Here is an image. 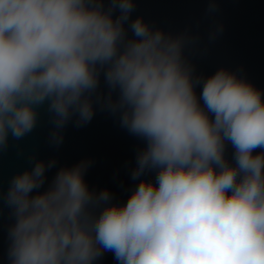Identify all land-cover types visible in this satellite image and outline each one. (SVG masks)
I'll return each mask as SVG.
<instances>
[{"label": "clouds", "instance_id": "obj_1", "mask_svg": "<svg viewBox=\"0 0 264 264\" xmlns=\"http://www.w3.org/2000/svg\"><path fill=\"white\" fill-rule=\"evenodd\" d=\"M136 8L0 0V154L15 146L23 155L18 142L41 109L55 148L70 123L86 126L97 110L144 142L125 202L89 187L91 159L47 182L57 159L29 155L32 166L0 188L8 264H96L105 252L118 264H264V90L243 66L197 71L195 53L222 23L201 46L191 25L165 30L133 19ZM218 11L209 0L206 15Z\"/></svg>", "mask_w": 264, "mask_h": 264}]
</instances>
